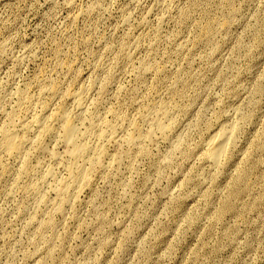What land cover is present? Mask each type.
Returning a JSON list of instances; mask_svg holds the SVG:
<instances>
[{
	"label": "rangeland",
	"instance_id": "1",
	"mask_svg": "<svg viewBox=\"0 0 264 264\" xmlns=\"http://www.w3.org/2000/svg\"><path fill=\"white\" fill-rule=\"evenodd\" d=\"M58 111L87 181L6 150ZM0 264H264V0H0Z\"/></svg>",
	"mask_w": 264,
	"mask_h": 264
},
{
	"label": "bare ground",
	"instance_id": "2",
	"mask_svg": "<svg viewBox=\"0 0 264 264\" xmlns=\"http://www.w3.org/2000/svg\"><path fill=\"white\" fill-rule=\"evenodd\" d=\"M52 91L55 93L57 88H53ZM74 98L78 104L81 105V98L76 93H74ZM76 121V118L72 116L71 113L60 111L52 113L48 121L36 117L34 121H29L23 125L24 131L22 134L11 133L7 135L4 145L6 150L15 157L24 156L26 150L34 146H38L40 150H43L45 137L55 133L54 123L59 122L62 130L61 139L68 145V148H70L68 151V162L66 166L64 164L68 174L67 178L71 183H76L84 176L83 178L87 181L90 170L102 163L103 158L106 156V152L102 149H98L99 153L96 154L97 149L94 148V145L82 140L83 135H80ZM34 125H37L36 137L35 139L33 137L30 139L29 133L33 131H31V129H36ZM156 126L161 131L168 129L163 121L157 122ZM152 137V133L148 132L143 138ZM232 139L233 135L229 130H222L213 137L209 145V156L213 158L215 163L220 162ZM120 156L122 155L116 156V160H120ZM58 159H56V161ZM53 171V168L50 167L47 175H53Z\"/></svg>",
	"mask_w": 264,
	"mask_h": 264
}]
</instances>
